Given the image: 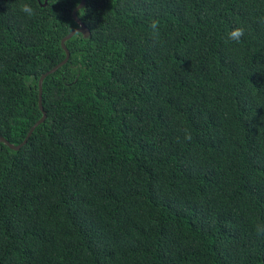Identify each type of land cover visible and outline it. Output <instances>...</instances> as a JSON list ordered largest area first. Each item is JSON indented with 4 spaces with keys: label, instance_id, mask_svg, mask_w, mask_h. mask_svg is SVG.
Returning <instances> with one entry per match:
<instances>
[{
    "label": "trees",
    "instance_id": "obj_1",
    "mask_svg": "<svg viewBox=\"0 0 264 264\" xmlns=\"http://www.w3.org/2000/svg\"><path fill=\"white\" fill-rule=\"evenodd\" d=\"M44 1L0 0L14 145L77 28L81 0ZM77 16L90 33L43 79L45 120L0 142V264H264V0H84Z\"/></svg>",
    "mask_w": 264,
    "mask_h": 264
},
{
    "label": "water",
    "instance_id": "obj_2",
    "mask_svg": "<svg viewBox=\"0 0 264 264\" xmlns=\"http://www.w3.org/2000/svg\"><path fill=\"white\" fill-rule=\"evenodd\" d=\"M46 1H44V3L42 5L46 4ZM84 5V0H81V2L74 8L73 10V19L74 21L77 23V28L71 30L62 40H61V46L62 48L65 50V58L59 62L56 66H54L53 68H51L50 70L44 72L43 74H41L39 81H38V103H39V107L43 112L42 117L35 122V124L29 129L27 136L24 138V140L17 144L14 145L12 143H10L9 141H7L3 136L0 135V142L5 143L9 148L14 149V150H18L22 145H24L28 139V137L30 136V134L32 133V131L34 130V128L40 124L41 122H43L45 120L46 114L45 111L43 110V106H42V82L43 79L50 73L54 72L55 70H57L59 67H61V65H63L69 58V50L67 49L66 45H65V41L69 38H71L74 34L76 33H81L83 34V36L87 37L89 35V29L85 26V24L81 21V19L77 16V11Z\"/></svg>",
    "mask_w": 264,
    "mask_h": 264
},
{
    "label": "clouds",
    "instance_id": "obj_3",
    "mask_svg": "<svg viewBox=\"0 0 264 264\" xmlns=\"http://www.w3.org/2000/svg\"><path fill=\"white\" fill-rule=\"evenodd\" d=\"M19 10L23 12L28 18H33L36 15L35 10L29 4H21L19 5ZM260 22L264 24V17H261ZM151 35L153 38L159 36V21L153 19L150 23ZM244 36V28L237 26L232 28L227 33V38L229 40L235 41L239 43L241 38ZM255 230L257 235L264 234V227H262L259 223L255 225Z\"/></svg>",
    "mask_w": 264,
    "mask_h": 264
}]
</instances>
